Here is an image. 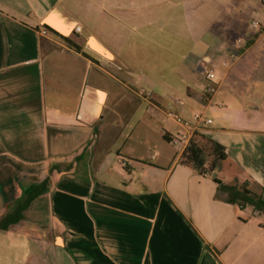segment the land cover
<instances>
[{
	"label": "crops",
	"instance_id": "crops-1",
	"mask_svg": "<svg viewBox=\"0 0 264 264\" xmlns=\"http://www.w3.org/2000/svg\"><path fill=\"white\" fill-rule=\"evenodd\" d=\"M262 17L264 0H0V219L48 180L1 246L32 242L36 264H264V209L219 191L264 203ZM152 44L174 56L143 68ZM168 109L210 119L199 134L225 159L181 165Z\"/></svg>",
	"mask_w": 264,
	"mask_h": 264
},
{
	"label": "trees",
	"instance_id": "trees-1",
	"mask_svg": "<svg viewBox=\"0 0 264 264\" xmlns=\"http://www.w3.org/2000/svg\"><path fill=\"white\" fill-rule=\"evenodd\" d=\"M48 30L55 36H57L63 43L71 46L74 50L80 49L73 45L67 38L57 35L51 29ZM225 155L223 149L209 141L204 139L199 133L193 135L190 139L187 147L184 149L180 163L183 166L192 167L200 174L203 173L205 164L212 169L214 161L224 160ZM216 184H220L214 180ZM48 187V180H44L39 184L29 186L24 192L20 200H18L13 209L7 212L0 219V230L6 231L9 226L19 223L23 219V212L29 204L40 194L44 193ZM219 191L225 192L228 195L227 201L231 204L239 203L238 201H244L246 204L253 206L257 210L264 209V203L259 200V197L248 192L244 188L236 189V187L220 186Z\"/></svg>",
	"mask_w": 264,
	"mask_h": 264
},
{
	"label": "built area",
	"instance_id": "built-area-1",
	"mask_svg": "<svg viewBox=\"0 0 264 264\" xmlns=\"http://www.w3.org/2000/svg\"><path fill=\"white\" fill-rule=\"evenodd\" d=\"M252 27L255 29H260L264 27V17L254 20L252 23ZM75 32H79V28H74ZM40 34L42 36H47L48 31L46 29H41ZM110 66H113L117 70H121L120 66L112 64L110 62L107 63ZM204 79L206 82L205 88L200 96V100L203 104H208L211 101L214 93L216 92V78L213 70H206L204 72ZM135 94L144 99L149 100L151 98V92L144 88H137ZM178 105H183V102L178 101ZM166 120L174 122L176 125L184 128L186 130V134L176 135L174 136L170 142L174 146L179 147L184 151L187 147L190 139L194 134L199 133L205 126L211 125L212 121L203 117L201 114L194 113L190 119H184L179 115L175 114L171 109H168L164 112Z\"/></svg>",
	"mask_w": 264,
	"mask_h": 264
},
{
	"label": "rangeland",
	"instance_id": "rangeland-1",
	"mask_svg": "<svg viewBox=\"0 0 264 264\" xmlns=\"http://www.w3.org/2000/svg\"><path fill=\"white\" fill-rule=\"evenodd\" d=\"M162 34V36H166L167 32H159ZM153 44L150 46H144L143 48H136L135 55H140L141 57L145 58L147 60V64H142L141 67L146 68L150 66V61L153 59L158 60V63L161 65L166 64L165 62L168 60L166 55V52H168V56H174L172 54V50L168 49L166 46L159 45L157 49L152 48ZM157 57V58H155ZM137 73L142 72L139 76L135 77V82L138 84V88H144L147 89L144 86V80L146 79L145 76H149L151 71L150 70H140V68L136 69ZM147 72V73H146ZM148 90V89H147ZM6 239V238H5ZM9 238L7 237V240ZM2 240H0V243ZM37 248L32 245L25 248L22 247V242L20 245H16L12 247L11 249L9 247L1 246L0 244V264H36L37 262Z\"/></svg>",
	"mask_w": 264,
	"mask_h": 264
}]
</instances>
